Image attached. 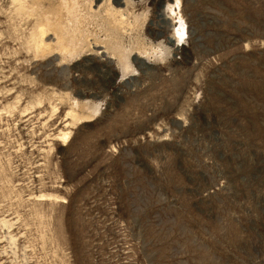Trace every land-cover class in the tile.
I'll return each instance as SVG.
<instances>
[{"label": "rangeland", "instance_id": "rangeland-1", "mask_svg": "<svg viewBox=\"0 0 264 264\" xmlns=\"http://www.w3.org/2000/svg\"><path fill=\"white\" fill-rule=\"evenodd\" d=\"M21 1L0 264H264V0Z\"/></svg>", "mask_w": 264, "mask_h": 264}, {"label": "bare ground", "instance_id": "bare-ground-1", "mask_svg": "<svg viewBox=\"0 0 264 264\" xmlns=\"http://www.w3.org/2000/svg\"><path fill=\"white\" fill-rule=\"evenodd\" d=\"M17 1H18V0H17ZM20 1H21V0H20ZM22 1H24V0H22ZM22 1H21V2H22ZM15 2H16V1H15ZM74 2H75V0H74ZM23 6H24V5H23ZM70 8H71V7H70ZM70 8H68V9H70ZM71 10H72V8H71ZM72 14H73V13H72ZM45 25H46V24H45ZM45 25H44V26H45ZM46 27H47V25H46ZM44 31H45V30H44ZM182 33H183V32H182ZM181 35H182V34H181ZM58 41H59L60 43H63V41H64L63 36H62V37H59ZM62 47H63L64 50H67V49H68L66 45H63V44H62ZM40 48H41V47H40ZM63 49H62V50H63ZM43 51H44V49H43ZM70 52H72V51H70Z\"/></svg>", "mask_w": 264, "mask_h": 264}]
</instances>
